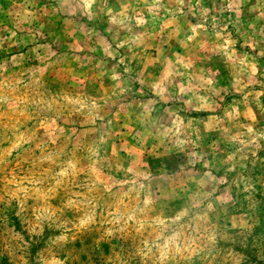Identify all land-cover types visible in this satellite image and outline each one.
I'll return each instance as SVG.
<instances>
[{"label": "rangeland", "instance_id": "rangeland-1", "mask_svg": "<svg viewBox=\"0 0 264 264\" xmlns=\"http://www.w3.org/2000/svg\"><path fill=\"white\" fill-rule=\"evenodd\" d=\"M0 264H264V0H0Z\"/></svg>", "mask_w": 264, "mask_h": 264}]
</instances>
